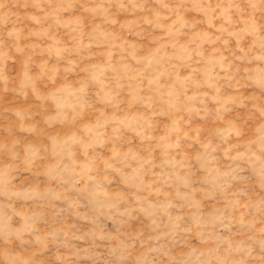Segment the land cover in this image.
<instances>
[{
  "label": "clouds",
  "instance_id": "9594fccd",
  "mask_svg": "<svg viewBox=\"0 0 264 264\" xmlns=\"http://www.w3.org/2000/svg\"><path fill=\"white\" fill-rule=\"evenodd\" d=\"M0 264H264V0H0Z\"/></svg>",
  "mask_w": 264,
  "mask_h": 264
},
{
  "label": "rangeland",
  "instance_id": "374dc122",
  "mask_svg": "<svg viewBox=\"0 0 264 264\" xmlns=\"http://www.w3.org/2000/svg\"><path fill=\"white\" fill-rule=\"evenodd\" d=\"M6 99H7V98H6ZM107 227H108L109 229H111V228H112V225H111V223H110V222L108 223Z\"/></svg>",
  "mask_w": 264,
  "mask_h": 264
}]
</instances>
